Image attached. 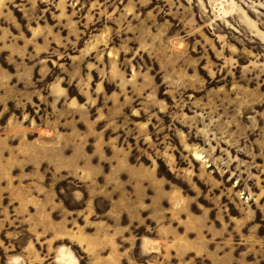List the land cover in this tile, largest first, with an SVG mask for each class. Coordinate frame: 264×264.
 <instances>
[{
	"label": "rangeland",
	"instance_id": "374dc122",
	"mask_svg": "<svg viewBox=\"0 0 264 264\" xmlns=\"http://www.w3.org/2000/svg\"><path fill=\"white\" fill-rule=\"evenodd\" d=\"M0 264H264V0H0Z\"/></svg>",
	"mask_w": 264,
	"mask_h": 264
}]
</instances>
